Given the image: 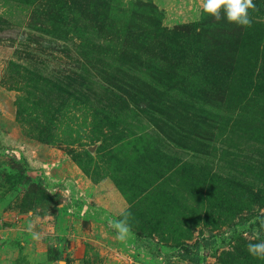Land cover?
Listing matches in <instances>:
<instances>
[{
  "label": "rangeland",
  "instance_id": "1",
  "mask_svg": "<svg viewBox=\"0 0 264 264\" xmlns=\"http://www.w3.org/2000/svg\"><path fill=\"white\" fill-rule=\"evenodd\" d=\"M237 30L201 0H0V264H264V38Z\"/></svg>",
  "mask_w": 264,
  "mask_h": 264
},
{
  "label": "trees",
  "instance_id": "2",
  "mask_svg": "<svg viewBox=\"0 0 264 264\" xmlns=\"http://www.w3.org/2000/svg\"><path fill=\"white\" fill-rule=\"evenodd\" d=\"M253 2H254V4L256 5V7L257 8H262L261 7V1L260 0H253ZM264 9V8H263ZM258 22H254L252 25H251V27H247V28H243L244 29V31H245V33H244V35L242 36V37H236L237 36V34H239V32H241V28H242V26H239L238 25V30H237V32H236V35L234 36V38H233V40L234 41H232L233 43H235V45L236 44H238V43H241V42H244L245 40H252V41H256V42H260V41H262V39L264 38V32H263V29L261 28V25H259V24H257ZM173 39L174 38H171L170 40H171V42H172V44H169V46H170V49H171V52L172 51H174L173 50V47H174V44H173ZM228 44V43H227ZM227 46V45H226ZM230 46H231V44H230ZM243 46V45H242ZM220 48H221V46L220 45H218V49H217V51H219L220 50ZM229 49V51H230V49L231 48H228ZM243 50H245V49H243ZM211 53H213V52H209L208 51V54H209V56H211ZM223 53H224V51L222 52V57H223ZM246 53V52H245ZM166 54V53H165ZM245 55V54H244ZM240 57H244L242 54L240 55ZM237 58V55H236V53H234V54H232L231 53V56H230V58L229 59H226L225 60V62H228V64H230V65H233L232 63H233V61L235 60ZM222 60V58L220 57H217V61H221ZM225 62H224V64H225ZM240 62V61H239ZM239 62H236L237 64L239 63ZM208 65V64H207ZM218 65H220V63H218ZM234 67H232L235 71H238V70H236V67H235V65H233ZM81 68V67H80ZM238 69V68H237ZM83 70L81 69V72H82ZM250 71V74L249 75H251L252 74V71L251 70H249ZM68 75H66V77H67ZM257 76H261L260 77V79H261V81H260V85H258L257 86V89L258 90H260L261 92H264V65L262 64V67L261 68H259V71H258V74H257ZM71 77H73V76H71ZM57 86H58V84H57ZM60 87V86H59ZM70 92H72V91H69V95H71V98L74 100L75 98H73L72 96L73 95H75L74 93L72 94V93H70ZM81 94L83 95V96H85V93L84 92H81ZM19 105V104H18ZM52 109H53V113L54 114H57V113H59L60 111H61V108L63 107V104L62 103H59V104H57V106H50ZM87 108V106H85V109ZM48 110V108L47 107H41V109H40V111L42 112V116H43V121H40L39 123H38V126L37 127H39V137H40V139H41V141L42 142H45V143H52L53 142V140H54V134H56L55 132H52V129H51V126H50V124H52V123H55L56 122V120H57V118L60 116V115H62L63 114V112L62 113H60V114H58L57 115V117L53 114V113H51L50 112V114L49 115H46V111ZM25 110L23 109V108H19V115H21L22 114V112H24ZM30 116V117H29ZM22 117V119L23 118H26L25 116H21ZM27 117H29L28 119H26V122H31V120H32V117H31V113H28V115H27ZM37 118L38 117H35L34 118V120L33 121H37ZM93 118H94V116H93ZM25 121V120H24ZM48 126V129L47 130H45V126ZM53 125H55V124H53ZM91 125H93V122L91 123ZM225 127H227V121H225V125H224ZM257 126V125H256ZM41 130V131H40ZM95 130V128L93 127L92 128V130H91V132H93ZM260 135V136H263V139H264V131L262 130V128L261 127H256V129H255V133L252 135V137H251V139H253L255 136H257V135ZM67 135H69L70 136V139H69V144H73V142H74V140L73 139H71V136H72V133H68ZM88 136V138H90V142H95V141H97V140H100V145H98L97 146V149H96V152H99L100 150H102V149H104L105 148V146L104 145H102L103 144V140H101L100 138H98L97 136L98 135H96V133H90L89 135H87ZM79 143L81 142L80 140L78 141ZM72 151H74V149H70V153H72ZM83 152H85L86 154H89L90 153V151L88 150V149H84L83 150ZM139 156V155H138ZM136 157H137V155H136ZM136 160H139V159H136ZM148 160V159H147ZM148 162L149 163H146V164H149V165H151V159H150V161L148 160ZM29 181H30V178L28 179ZM32 184V183H31ZM36 187H38L37 185H36ZM39 188H40V186H39ZM250 192V195L249 196H247L246 198L244 197H242L244 200L243 201H245V200H249L250 202H252L253 201V199H254V202L256 203L257 202V208H261V206H264V192H262L261 190H258V191H256L257 193H253V190H248V193ZM223 193H220L219 194V196L217 197V202H218V204H225L226 203V200L225 199H222V197H224V195H222ZM262 215H264V214H262Z\"/></svg>",
  "mask_w": 264,
  "mask_h": 264
},
{
  "label": "clouds",
  "instance_id": "3",
  "mask_svg": "<svg viewBox=\"0 0 264 264\" xmlns=\"http://www.w3.org/2000/svg\"><path fill=\"white\" fill-rule=\"evenodd\" d=\"M203 13L211 16L217 22L225 20L229 24H236L242 27H251L252 18L249 15L250 9H255L253 0H201ZM132 213L125 209L120 213V219L110 221V227L115 231L116 240L124 242L130 235L129 220ZM253 224L252 240L247 245V252L250 256L264 259V215L255 217Z\"/></svg>",
  "mask_w": 264,
  "mask_h": 264
},
{
  "label": "crops",
  "instance_id": "4",
  "mask_svg": "<svg viewBox=\"0 0 264 264\" xmlns=\"http://www.w3.org/2000/svg\"><path fill=\"white\" fill-rule=\"evenodd\" d=\"M92 186H93V188H95V190H96L97 184H92Z\"/></svg>",
  "mask_w": 264,
  "mask_h": 264
}]
</instances>
